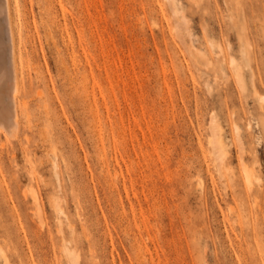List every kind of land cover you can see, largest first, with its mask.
I'll return each instance as SVG.
<instances>
[{"label": "rangeland", "instance_id": "1", "mask_svg": "<svg viewBox=\"0 0 264 264\" xmlns=\"http://www.w3.org/2000/svg\"><path fill=\"white\" fill-rule=\"evenodd\" d=\"M11 23L0 264H264V0H11Z\"/></svg>", "mask_w": 264, "mask_h": 264}, {"label": "bare ground", "instance_id": "2", "mask_svg": "<svg viewBox=\"0 0 264 264\" xmlns=\"http://www.w3.org/2000/svg\"><path fill=\"white\" fill-rule=\"evenodd\" d=\"M14 36L11 23V0H0V129H2L7 134L15 127L18 128L19 123L16 126L17 120H19L17 107L19 106V111L21 110V103L18 105V100L12 98V93H17V90L13 92L15 90L14 87L17 84L15 63L16 44L14 43ZM238 81L242 83L240 76H238ZM17 94H14V96ZM14 100L17 101V103H15ZM14 132L16 133L17 131L14 129L13 134H15ZM5 134L3 133L4 136ZM13 136L14 135H12V138L17 137V135L14 137ZM5 138L9 139L7 137ZM212 143L214 145L215 151H217L218 157L221 158L222 155L220 156V154L223 152V150L221 148L220 140H218L216 137ZM245 179L248 183H250V177L248 175L245 176Z\"/></svg>", "mask_w": 264, "mask_h": 264}]
</instances>
